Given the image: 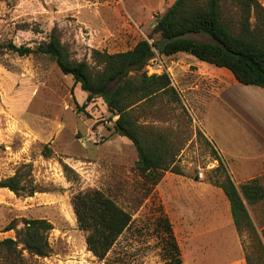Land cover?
<instances>
[{
    "label": "rangeland",
    "instance_id": "1",
    "mask_svg": "<svg viewBox=\"0 0 264 264\" xmlns=\"http://www.w3.org/2000/svg\"><path fill=\"white\" fill-rule=\"evenodd\" d=\"M175 1L0 0V45L37 48L55 33L73 60L94 68V51L133 49L149 39L156 17ZM259 2L264 6V0ZM223 9L226 17L239 20L230 3ZM157 39L155 35L150 42ZM162 58L180 100L161 94L139 108L137 116L147 132L174 142L175 165L182 175L166 172L151 186L136 170L133 143L115 134L118 117L102 99L86 104L87 94L44 56L0 51V181L17 176L22 189L20 196L0 189V241L16 239L15 231L4 232L13 221L17 229L35 219L53 226L47 257L31 255L20 245V254L13 255L18 259L0 256V264H106L88 251V233L80 229L73 205L77 195L94 191L133 215L107 264H173L158 219L166 217L173 229L172 220L179 227L181 198L196 211L189 215L198 227L212 224L215 231L233 225L230 203L214 185L225 174L241 194L246 183L262 200L248 205L256 232L239 234L248 262L264 264V89L244 86L229 70L187 54ZM31 191L33 196H28ZM228 236L227 228L189 243L181 240L184 264L231 262Z\"/></svg>",
    "mask_w": 264,
    "mask_h": 264
},
{
    "label": "trees",
    "instance_id": "2",
    "mask_svg": "<svg viewBox=\"0 0 264 264\" xmlns=\"http://www.w3.org/2000/svg\"><path fill=\"white\" fill-rule=\"evenodd\" d=\"M224 3H230L237 10V22L226 17ZM155 35L159 39L151 43ZM191 35L212 41L200 42L190 38ZM166 40L171 41L160 48L161 42ZM3 50L20 57L44 56L53 61L62 74L73 78L74 84L87 94L86 104L102 99L108 111L118 117L113 126L115 134L129 139L138 152L137 172L149 185L157 186L166 172L182 175V170L175 165L174 142L163 134L147 132L137 116L139 108L161 94H171L180 100L169 75H151L146 71L149 61L155 57L154 50L166 57L180 53L190 55L200 62L229 70L244 86L264 89V6L259 0H176L164 14L156 17L149 39L139 41L133 49L115 54L94 51L92 59L96 70L87 61L73 60L69 49L55 33L37 48L18 47L9 42L0 45V51ZM214 185L224 191L237 231L255 233L252 218L231 177L225 174L223 180H215ZM0 189H8L18 196L22 192L17 176L0 181ZM33 194L31 191L28 196ZM73 205L80 229L88 233V251L107 264L109 254L131 226L133 215L99 191L77 195ZM158 225L165 233L173 264H184L169 219L160 217ZM52 230L47 220H26L21 229H17L13 221L4 232L15 231L16 239L0 241V256L7 261L16 260L18 256L13 255L20 254L18 247L22 245L31 255L47 257L51 252L49 234Z\"/></svg>",
    "mask_w": 264,
    "mask_h": 264
},
{
    "label": "crops",
    "instance_id": "3",
    "mask_svg": "<svg viewBox=\"0 0 264 264\" xmlns=\"http://www.w3.org/2000/svg\"><path fill=\"white\" fill-rule=\"evenodd\" d=\"M247 184L245 183L244 186H246ZM218 188V187H217ZM242 194V198L244 200V203L246 205V208L248 210V205H254L257 204L258 202L262 201L261 198L257 195H252L249 192V186L247 185L245 190L241 191ZM183 201H181V198H179V201L177 202V212H178V218H177V224L179 225V227L175 226V222L172 223L174 224V231L176 236L179 237L180 239V245H181V240H184L186 243L190 242L193 238H198L204 235H209L213 232H221L225 229L228 228L229 231V236L226 238V240H230L231 239V246H232V250H233V256H232V261L228 262L226 264H250L248 262V258L246 256H244V249H243V245H242V241H241V236L239 234V232L236 229L235 224L232 225V223H228L226 225V227H216V230H210L212 228V224H210L209 226L206 224H201V227H198V225L193 222V217H191L189 214H196V211L194 210H190L188 208V204L185 201V199H182ZM229 212H230V218L232 220V214H231V207L229 206ZM249 212V210H248ZM250 214V212H249ZM251 216V214H250ZM252 218V216H251ZM253 220V218H252ZM234 222V221H233ZM262 235V233H260ZM181 249L183 252V256L185 259V253L183 250V247L181 245ZM186 262V261H185Z\"/></svg>",
    "mask_w": 264,
    "mask_h": 264
},
{
    "label": "built area",
    "instance_id": "4",
    "mask_svg": "<svg viewBox=\"0 0 264 264\" xmlns=\"http://www.w3.org/2000/svg\"><path fill=\"white\" fill-rule=\"evenodd\" d=\"M154 51L155 57L149 61L148 65L146 66V71L151 75H169L167 73L168 67H166L165 61L162 58L163 56H161L156 50ZM217 162L218 161L215 160L216 164ZM197 179L200 181L204 179V171H202L201 169L198 171Z\"/></svg>",
    "mask_w": 264,
    "mask_h": 264
},
{
    "label": "water",
    "instance_id": "5",
    "mask_svg": "<svg viewBox=\"0 0 264 264\" xmlns=\"http://www.w3.org/2000/svg\"><path fill=\"white\" fill-rule=\"evenodd\" d=\"M169 41L171 40L162 41L160 44V48H163Z\"/></svg>",
    "mask_w": 264,
    "mask_h": 264
}]
</instances>
